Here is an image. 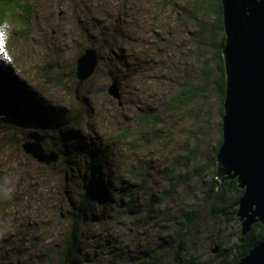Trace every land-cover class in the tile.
I'll return each instance as SVG.
<instances>
[{"label": "rangeland", "instance_id": "obj_1", "mask_svg": "<svg viewBox=\"0 0 264 264\" xmlns=\"http://www.w3.org/2000/svg\"><path fill=\"white\" fill-rule=\"evenodd\" d=\"M172 1L173 7L164 8L161 0H34L37 12L31 35L22 33L19 24L11 19H5L0 25V66L10 67L25 92L30 93L28 96L32 97L31 94H34L39 100L38 102L32 97L33 101L29 102L32 105L43 103L66 108L73 116L83 117L85 121L77 129L81 136L78 142L84 143L88 139L110 152L112 163L110 161L111 167L108 169L115 179L112 189L114 202L116 200L121 203L117 197L122 188L132 191L137 184L125 166L127 160L131 165L134 162L133 165L139 163V167H150L151 175L162 171L163 164H169L161 161L167 159L161 157V151L163 155H168L163 147L150 144L152 147L148 150L143 144L145 138L139 137L138 132L141 133V130L135 124L139 114L154 113L157 109L162 111L167 100L196 73L193 68L195 45L189 40L186 26L183 25L187 20L184 16L185 7H182L185 5L182 0ZM177 17L180 18L179 23L175 20ZM170 26H174L172 35L167 30ZM189 28L193 29V26ZM206 35L210 36V33ZM211 39L213 43L215 40L212 36ZM167 47H170L169 51L165 50ZM89 48L97 49L102 56L95 75L86 82L76 105L71 93L76 89L77 80L70 73L72 67L77 65L79 56ZM114 81L120 86L122 107L119 101L108 94ZM22 109L11 110L0 104V145L4 137L8 138L13 133L21 135L24 132L41 131L47 133L48 148L63 155L61 136L50 131L39 116ZM206 109L208 112L205 110L206 114L202 119L207 121L205 149L209 152L218 137V130L220 131L219 104L216 99L210 100ZM190 122H183V126L176 122L173 124L177 129L181 128L176 132L178 139L183 135L182 130L190 133ZM122 130L132 133L130 139L137 141H132L136 146L132 148L127 143L117 141L115 136ZM136 137L140 139L137 140ZM7 138L6 144L2 145L4 147H0V172L7 179L6 188H10L22 200L17 207L0 215V251H5L8 256L4 264H39L35 257H31L32 245L26 241L34 239L31 235L40 236L41 241L42 237L56 240L61 231V217L66 212V207L62 206L67 198L64 191L68 195L75 189L80 191L78 188L83 185L84 165L76 166L71 174L67 173V170L70 172L71 165L63 160L48 169L38 166L22 152V144L8 145ZM159 142L165 144L162 140ZM180 143L181 140H174L169 146L178 149ZM51 170L59 178V184L51 181V172H48ZM27 174L35 177L31 181L38 184V188L42 187L32 197H25L31 181H20ZM151 182L155 193L165 186L157 179V175ZM73 183L76 186L74 188ZM43 185L49 187L43 188ZM124 200L127 201V197ZM104 206L99 205L96 211L103 216L101 221L105 225L101 229L88 225L85 227L87 230L82 231L88 232L86 237L95 244L98 243L96 248L99 251L93 256L90 251L81 250V264H130L138 258L136 249H133L134 244L142 243L141 249L148 250L150 245L156 244L154 240L157 237L170 236L173 223L164 219H157L150 227L136 226L129 222L119 229L120 227L109 223V216L104 218L105 214H113L111 205H107L106 209ZM130 215L136 214L129 213ZM48 221L52 224L51 230L46 233L49 238L43 235L44 229L49 225ZM132 229L135 231H131ZM112 236L127 239V245L133 246L132 250L124 254V259L118 254L106 257L111 251L112 240L109 238ZM230 236L233 235L224 234L222 239L230 240ZM212 240L213 237L211 240L206 238L203 246L209 250L216 249ZM20 242L25 245L22 249L18 247ZM36 249L34 247L32 250ZM215 255L216 253H211L206 257L207 261L216 262ZM218 263L221 262L218 260Z\"/></svg>", "mask_w": 264, "mask_h": 264}, {"label": "trees", "instance_id": "obj_2", "mask_svg": "<svg viewBox=\"0 0 264 264\" xmlns=\"http://www.w3.org/2000/svg\"><path fill=\"white\" fill-rule=\"evenodd\" d=\"M182 2L185 5L182 7H185L186 11L184 16L187 18L183 25L186 26L185 31L188 32L189 40L195 45L193 68L196 69V73L192 74L193 78L185 82L167 100L166 107L162 111L157 109L154 113L139 114L135 123L136 127L141 130V133L138 132L139 137L145 138L142 142L148 150L152 147L150 144H154L155 146L160 145L168 153V155H163L160 150L161 157L164 156L168 159L161 160L162 163L169 164H163L162 171L154 173L157 175V179L165 184L164 188L159 189L157 193H155L151 182L155 175H151L150 167L143 168L141 165L139 167V163L133 165V162L131 169V162L127 160L125 166L128 167L137 184L134 185L135 188H132V191L122 188L117 197L121 203L115 200L116 204H113L115 202L112 189L115 179L108 169L111 167L112 157H109L108 150H103L95 142H90L88 139L84 143L78 142L81 136L77 129L84 123V118L73 116L66 108L43 103L32 105L29 102L33 101L32 97H35L39 102L37 96L31 94L32 97H29L30 93L25 92V88L19 84V79L13 74L12 69L0 66V104L11 110H21L24 107L22 110L39 116L50 131L61 136L64 153L60 156L59 162L63 160L66 164L71 165L70 172L67 170V173L71 174L76 166L84 165L83 185L78 188L80 191L75 189L69 195L67 191H64L67 198L64 200L65 205L62 206L66 207L64 208L66 212L61 217L62 220H59L61 231L57 234L56 240H46L45 237H42L41 241L40 236L31 235L34 236V239L26 241L28 237H31L29 234L25 238V241L32 245V249L37 247L36 250L31 249L30 253L33 254L32 258L35 257L40 262L39 264H81L80 255L81 250L84 249L90 251V255L94 256L99 251V248H96L98 243L92 242L86 237L88 232L82 231H86L85 227L88 225L95 229H101L105 225L104 221H101L103 216L96 211L99 205H105V209L107 205H111L113 214H105L104 218L109 216L111 219L109 223L120 227L119 229L124 228L129 222L142 227H150L157 219L173 223L170 228V236L167 238L157 237L154 240L156 244L150 245L148 250L141 249L142 243H138L139 246L134 244L133 248V246L127 245V239L121 240L120 236L118 238L110 237L109 239L112 240L111 251L106 257L111 258L118 254L124 259V254L133 248L136 249L138 258L130 264H219L218 260L223 264H239L253 248L264 242V225L261 223L254 225L252 231L246 236L242 235V224L237 212L238 203L244 190L239 187L237 179L223 180L219 175L220 165L217 157L223 143V118L227 91L223 54L226 33L222 0H182ZM161 4L164 8L174 6L172 0H161ZM36 12L37 5L34 0H0V25L5 19H11L19 24L22 33L31 35ZM175 20L179 23L180 18L177 17ZM191 25L193 29L189 28ZM173 27L167 28L170 31L169 35H172ZM207 33H210V36H207ZM211 36L215 40L213 43ZM111 47L113 46L111 45ZM165 50L169 51L170 47ZM101 56L99 53V57ZM76 69L77 65L75 64L70 74L78 84ZM85 84L86 82L82 86L81 94ZM71 97L77 105L76 89L71 93ZM215 99L219 104L220 131L218 130V137L208 152L205 149L207 137L205 123L207 121L202 118L206 114L205 110L208 112L206 108L210 100ZM188 120L191 121L188 124L190 133L182 130L183 135L178 139L176 132L181 128L177 129L173 124L180 121L178 124L183 126V122ZM41 133L47 136L46 132ZM130 136H132L131 132L122 130L115 138L119 143H127L133 148L136 146L134 142L137 141L134 138L130 139ZM6 138L1 140L0 147H4L2 145L6 144ZM7 139L8 145L22 144L18 134L13 133ZM136 139L140 138L136 137ZM159 140L164 141L165 144ZM174 140L182 141L178 144V149L169 146ZM137 145L139 144L137 143ZM21 149L24 152L23 148ZM26 156L34 160L38 166H45L47 169L56 165L40 164L32 157ZM48 172H51V181L59 184V178L55 177L52 170ZM3 175L0 172V215L17 207L22 200L13 194L10 188H6L7 179ZM26 179L31 181L35 177L27 174L20 181H26ZM37 185L32 181L29 182L28 194L25 197H32L39 193L42 187L38 188ZM43 186V188L49 187L48 185ZM74 187L76 186L73 183ZM134 195H136L135 198H138L137 200ZM124 197H127V201L124 200ZM129 213H135L137 216L130 215L131 217L135 216L131 219ZM48 222V227L44 229V236H47V231L51 230L52 224L50 221ZM44 225L47 226L45 223ZM113 228L116 227L113 226ZM224 234L233 235L230 236L232 239H222ZM211 237H213L211 242L216 246L214 250L206 249L203 246L205 239L210 238L211 240ZM18 247L22 249L25 245L20 242ZM201 249L204 250L201 251ZM3 252L0 251V264H4V260L8 257L6 252ZM211 253H216V262L215 260L207 261L206 257Z\"/></svg>", "mask_w": 264, "mask_h": 264}, {"label": "water", "instance_id": "obj_3", "mask_svg": "<svg viewBox=\"0 0 264 264\" xmlns=\"http://www.w3.org/2000/svg\"><path fill=\"white\" fill-rule=\"evenodd\" d=\"M226 43L223 50L227 75L223 143L218 152L219 175L237 179L244 194L237 216L242 235L264 225V0H222ZM98 50L89 48L78 58L77 100L81 89L97 71ZM108 93L122 105L119 83ZM23 151L40 164L55 165L60 155L50 151L47 136L38 131L19 135ZM216 252V250H215ZM239 264H264V242Z\"/></svg>", "mask_w": 264, "mask_h": 264}]
</instances>
